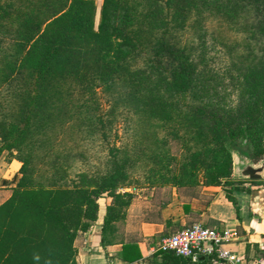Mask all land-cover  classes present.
<instances>
[{
  "label": "rangeland",
  "instance_id": "obj_1",
  "mask_svg": "<svg viewBox=\"0 0 264 264\" xmlns=\"http://www.w3.org/2000/svg\"><path fill=\"white\" fill-rule=\"evenodd\" d=\"M93 1L97 27L103 0ZM165 1L119 0L133 20L128 32L137 38L140 49L129 61L113 66L100 61L105 45L85 42L76 27L66 30L70 0H0L9 11L0 21L1 119L19 122L16 115L22 106L21 96L14 80L18 74L11 68H19L27 56L37 53L34 45L43 33L63 36L70 32L65 42L74 44V60L68 62L62 58L58 71L44 81L36 94L22 89L23 97L36 100L32 109L34 115L46 119L25 145L55 150L58 156L68 154L64 165L71 176L78 171L94 174L110 170L113 161L110 149H119L120 157L127 154L136 160L130 169L129 183L119 189L121 192L118 190V193L132 195L130 205L134 202L135 208L149 201L147 196L154 193L158 181L182 174L186 147H193L190 154L198 150L195 137L189 133L205 121L185 105L235 112L250 96L248 92L245 94L249 87L246 76L250 81L258 73L264 77V30L260 27L264 23V12H256L253 4L247 3V7L236 13H209L198 4L173 22L170 14L178 5L167 10L163 5ZM163 42L185 49L195 61H199L200 50H207L211 70L208 75L219 83L210 85L206 97L196 100L199 93L192 86L182 100V96H171L158 85L161 78L169 77L172 63L165 54L157 53ZM6 60L11 62V68L4 67ZM24 70L22 83H29V70ZM5 72L10 76L7 81ZM260 87L264 90V80ZM3 146L0 140V148ZM39 150L35 151L36 160L46 152ZM16 153L4 151L0 158L8 161L12 159L11 154ZM52 155L53 152H49V156L41 160L47 172ZM258 165L264 169V162ZM239 169L243 170L241 166ZM47 172L44 176L49 177L50 172ZM165 188L169 195L170 186ZM5 194L0 196V202L9 196ZM104 203L99 200V205ZM122 229L120 224L118 230Z\"/></svg>",
  "mask_w": 264,
  "mask_h": 264
},
{
  "label": "trees",
  "instance_id": "obj_2",
  "mask_svg": "<svg viewBox=\"0 0 264 264\" xmlns=\"http://www.w3.org/2000/svg\"><path fill=\"white\" fill-rule=\"evenodd\" d=\"M247 3H252L256 12H264V0H166L163 5L167 10L172 5H178L170 14L174 22L198 4L209 13H236L247 7ZM7 8L0 4V21L8 16ZM95 10L93 0H70L66 30L76 27L85 42L95 46L105 45L106 51L100 54L102 63L119 66L132 59L138 53L140 44L128 32L133 23L128 11L119 0H103L100 22L96 27ZM260 27L263 31L264 23ZM68 33L63 36L43 33L34 45L38 48L37 53L27 56L19 68H11L9 60L4 63L5 68H11L18 74L19 79L17 77L14 80L17 81L15 84L22 106L16 115L18 123L8 118L1 119L0 115V140L4 142L0 156L4 151H16L8 162L17 160L21 167L17 184L0 189V192L8 191L10 194L0 204V264H78L75 243L81 234L89 231L98 221L99 200L104 197L113 200L106 209L102 225L104 244L112 242L111 237L117 231L116 223L124 219L130 205L132 195L118 193V190L129 183L130 169L136 160L127 154L120 157L119 149H110L113 160L110 170L94 174L78 171L71 176L64 165L68 154L58 156L55 150L25 145L46 119L34 115L32 109L36 106V100L23 97L25 92L22 89L25 88L29 94H36L44 81L58 71L62 58L68 62L74 60V44L65 42ZM1 43L0 39V47ZM157 53L165 54L172 60L169 79L161 78L158 82L171 96H182L184 100L190 87L195 86L199 93L196 94V100H200L208 95L212 83H219L218 79L213 81L208 75L211 72L210 58L205 48L198 54L199 61L192 59L185 49L174 47L168 42L161 43ZM24 68L29 70V83H22ZM4 76L6 81L10 77L6 72ZM263 80L261 73L255 75L252 81L247 80L246 76L245 82L249 87H246L245 94L248 92L250 96L235 112L225 109L210 111L202 106L185 105L205 121L189 133L195 137L196 141H193L197 143L198 150L190 154L193 147H186L182 174L161 182L157 180L159 185L154 188L153 194L156 204L163 207L169 203L170 194L165 192V186L168 185L170 192L175 188L178 193L183 191L186 195H194L200 187L227 186L234 171V153L241 157V162L253 165L264 162V90L260 87ZM164 119L168 120V117ZM38 150L46 152L36 160L35 151ZM49 152H53V160H50L48 165L51 168L47 172L41 160L46 159ZM35 167L38 169L35 170ZM46 172H50L49 177L44 176ZM226 195L234 202L231 190H226ZM161 215L162 210L159 212ZM163 253L176 258L173 253Z\"/></svg>",
  "mask_w": 264,
  "mask_h": 264
},
{
  "label": "crops",
  "instance_id": "obj_3",
  "mask_svg": "<svg viewBox=\"0 0 264 264\" xmlns=\"http://www.w3.org/2000/svg\"><path fill=\"white\" fill-rule=\"evenodd\" d=\"M20 167L17 160L8 162L0 158V187L15 186ZM258 167L253 165L254 172L250 175L234 168L227 186L200 187L194 195L178 193L174 188L169 203L163 207L153 200L154 193L147 196L149 203L136 205L138 208L132 202L124 219L116 223L112 242L107 244L102 242V225L113 200L100 199L105 203L100 205L98 221L76 240L78 264H190L164 254L158 245L163 238L195 223L235 233L224 249L240 258L242 264H264V169ZM226 190H231L234 202L228 199ZM5 193L9 194L0 192V196ZM201 262L212 264L208 258H202Z\"/></svg>",
  "mask_w": 264,
  "mask_h": 264
},
{
  "label": "built area",
  "instance_id": "obj_4",
  "mask_svg": "<svg viewBox=\"0 0 264 264\" xmlns=\"http://www.w3.org/2000/svg\"><path fill=\"white\" fill-rule=\"evenodd\" d=\"M234 237L235 233L228 230L195 223L163 238L158 247L162 252L173 253L190 264H203L202 258L210 259L212 264H242L240 258L224 249Z\"/></svg>",
  "mask_w": 264,
  "mask_h": 264
},
{
  "label": "water",
  "instance_id": "obj_5",
  "mask_svg": "<svg viewBox=\"0 0 264 264\" xmlns=\"http://www.w3.org/2000/svg\"><path fill=\"white\" fill-rule=\"evenodd\" d=\"M240 166L242 167V173H246L248 175H250L251 173L254 172L253 164L247 163V162H241L240 159L234 154V168L239 169ZM258 170H261L263 168H257Z\"/></svg>",
  "mask_w": 264,
  "mask_h": 264
}]
</instances>
